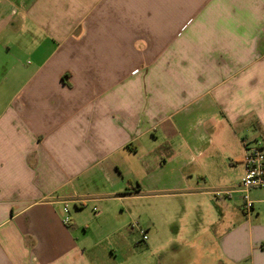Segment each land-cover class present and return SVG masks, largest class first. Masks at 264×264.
<instances>
[{
    "label": "crops",
    "instance_id": "obj_1",
    "mask_svg": "<svg viewBox=\"0 0 264 264\" xmlns=\"http://www.w3.org/2000/svg\"><path fill=\"white\" fill-rule=\"evenodd\" d=\"M215 137L235 178L184 193ZM261 142L264 0H0V264L105 263L87 210L126 244L146 193L157 264H264L261 189L238 192Z\"/></svg>",
    "mask_w": 264,
    "mask_h": 264
},
{
    "label": "rangeland",
    "instance_id": "obj_2",
    "mask_svg": "<svg viewBox=\"0 0 264 264\" xmlns=\"http://www.w3.org/2000/svg\"><path fill=\"white\" fill-rule=\"evenodd\" d=\"M11 89L9 92V96L11 94ZM8 96V97H9ZM245 139V136L240 139ZM214 145L212 146V149L208 151L201 159L202 165L201 170L202 175L200 176V179H194V183H192V186L189 187V189H185L184 193L189 192H195L196 188L206 187L207 189L217 188L219 183L226 182L230 179H234L236 176V170L235 168L240 165V154L243 152V146L241 142L238 139L232 138V139H226L224 141H220L218 137L213 138ZM214 160L213 163H210V160ZM207 161V163H204ZM202 177V178H201ZM198 181V183L196 182ZM207 184V185H206ZM204 187V188H205ZM199 192L201 189H197ZM214 190V189H212ZM257 195L259 197L264 198V189L256 190ZM141 198H138L137 200H134L131 204L132 206V214L130 215L129 219L128 217H125V222L128 225L130 222H135V224H139V227L147 231V227L151 225V219L149 212L151 210V205L153 206V209H155V206H158V208H162L163 205H165V200H156L155 198L151 200V197L149 194H142L140 196ZM175 203V202H173ZM150 208V209H149ZM72 213H75V210L73 209ZM91 211L87 210V213L83 219V222H86L87 226V233L86 237L89 239L87 241V245L90 246L89 248H92L90 251L92 254L100 255L104 258L106 261L102 264H128L127 261L130 258L136 257L137 259H140L141 257H145L141 263L136 264H149V260L151 259V255L146 251V245L147 243L141 242V237L139 236V233L135 231V233L132 234V237L134 238L133 241L131 238L126 236V244L122 243L121 241H117L119 239L115 235L111 238L103 239L104 235L111 234L114 232V229H107L103 224L99 223H93L92 221L95 214L91 213ZM152 216L157 219V224L161 225L164 224V215L159 213L157 210H154L152 213ZM129 226V225H128ZM132 224L129 226L131 227ZM166 230H162L161 233H165ZM107 233V234H106ZM149 236V235H148ZM141 242V243H140ZM140 243V244H139ZM140 245V246H137ZM110 250L117 251L115 257L110 256ZM93 258V257H91ZM123 260V261H121ZM151 260H153V264H157L158 260L156 257H153ZM94 264H97L94 262ZM129 264H135V263H129ZM152 264V261L151 263Z\"/></svg>",
    "mask_w": 264,
    "mask_h": 264
},
{
    "label": "built area",
    "instance_id": "obj_3",
    "mask_svg": "<svg viewBox=\"0 0 264 264\" xmlns=\"http://www.w3.org/2000/svg\"><path fill=\"white\" fill-rule=\"evenodd\" d=\"M243 164L245 166V174L238 187V192L242 202V210L250 213L254 209V202L250 197V192L254 189H264V142L246 147ZM64 213L66 217L63 223L68 225L71 219L67 208H64ZM131 229L139 233L141 242L146 243L148 241L147 232L140 228L139 224H132ZM261 248L264 250V244Z\"/></svg>",
    "mask_w": 264,
    "mask_h": 264
}]
</instances>
